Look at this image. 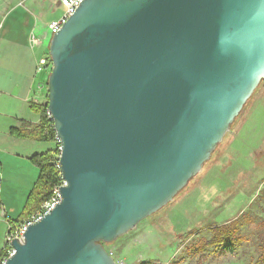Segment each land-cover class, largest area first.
<instances>
[{
  "label": "water",
  "instance_id": "obj_1",
  "mask_svg": "<svg viewBox=\"0 0 264 264\" xmlns=\"http://www.w3.org/2000/svg\"><path fill=\"white\" fill-rule=\"evenodd\" d=\"M48 43L66 186L4 264H115L264 82V0H82Z\"/></svg>",
  "mask_w": 264,
  "mask_h": 264
},
{
  "label": "rangeland",
  "instance_id": "obj_2",
  "mask_svg": "<svg viewBox=\"0 0 264 264\" xmlns=\"http://www.w3.org/2000/svg\"><path fill=\"white\" fill-rule=\"evenodd\" d=\"M49 4L40 3L44 7ZM55 5L51 15L41 12L44 18L56 16L62 9L57 0ZM38 89L40 95L37 98L42 101L46 88L41 85ZM48 144L51 150H56V143L52 141L35 146L32 152ZM29 145L24 144L19 151L23 153ZM24 166L28 168V165ZM2 169L7 170L6 166ZM173 199L116 243L104 245L115 261L123 264H196L204 257L203 264H263L264 82H260L242 107L200 174ZM11 200L13 206L15 199ZM233 222L239 224L240 248L230 253L208 250L203 257L200 252L195 253L194 247L200 248L201 238L211 236L214 228ZM192 231L194 233L189 236ZM1 250L3 252V248ZM3 257L2 253L0 259Z\"/></svg>",
  "mask_w": 264,
  "mask_h": 264
},
{
  "label": "crops",
  "instance_id": "obj_3",
  "mask_svg": "<svg viewBox=\"0 0 264 264\" xmlns=\"http://www.w3.org/2000/svg\"><path fill=\"white\" fill-rule=\"evenodd\" d=\"M55 1L2 0L0 3V250L5 245L8 225L18 221L27 194L36 182L38 171L30 157L52 151L48 144L32 152L35 146L47 143L24 141L11 136L9 131L19 129L21 125H38L40 121L35 107L45 98L38 100V87L46 88L48 75L46 72L37 73L36 64L48 55L47 24L58 18L62 9L56 16L46 18L41 12L51 15L56 7ZM45 2L50 4L40 5ZM32 38H39L41 44L33 46ZM26 143L30 145L21 153L19 147ZM24 165H28L30 171L27 172ZM3 166H6V172ZM12 198L15 199L13 206Z\"/></svg>",
  "mask_w": 264,
  "mask_h": 264
},
{
  "label": "trees",
  "instance_id": "obj_4",
  "mask_svg": "<svg viewBox=\"0 0 264 264\" xmlns=\"http://www.w3.org/2000/svg\"><path fill=\"white\" fill-rule=\"evenodd\" d=\"M47 93L44 102L37 104L35 107L36 114L39 116L40 121L38 125L25 126L21 125L19 129H13L10 135L18 139H23L24 141H32L35 143H51L55 139V132L53 130V123L51 119L47 118ZM57 151L52 150L45 153H40L39 155H33L30 157V162L37 169L38 175L36 182L29 190V194L24 204V208L19 216L18 221L13 224H18L22 219L30 216L33 212L39 210L42 204L51 197L53 190L60 184L59 171L54 167L52 161L56 156ZM211 228V227H209ZM239 224L233 222L229 226H221L214 228L211 231V236L201 238L199 243L200 248H195V253H201L203 257L205 252L208 250H223L228 253L234 252L236 249L240 248L242 245V239L238 235ZM211 230V229H210ZM194 232L189 233L192 236ZM107 251V249H105ZM2 257V252H0V258ZM264 264V253L261 255ZM201 263L203 264V258ZM2 259H0L1 262Z\"/></svg>",
  "mask_w": 264,
  "mask_h": 264
},
{
  "label": "built area",
  "instance_id": "obj_5",
  "mask_svg": "<svg viewBox=\"0 0 264 264\" xmlns=\"http://www.w3.org/2000/svg\"><path fill=\"white\" fill-rule=\"evenodd\" d=\"M82 2V0H58V3L61 5L62 7V13L61 15L58 17L57 20L51 21L47 24L46 27V31L48 33L47 36V40L49 42V39L57 34L59 32V29L62 27V25H64L67 20L70 18V15H72L74 13V11L80 6V3ZM31 44L37 45L39 46L41 44V40L32 38L31 39ZM51 64H50V57L49 55L40 58L36 64V68H37V73H41V72H46L47 75L49 74L51 68H50ZM47 118L51 119V117H49L48 113H47ZM54 142L56 143V156L54 157L52 163L54 165V167H56L58 169V171L60 170L58 167V159H59V142L55 136ZM59 179H60V184L53 190V193L51 195V197L48 199V201L44 202L42 204V206L39 208V210L33 212L32 214H30V216L28 217V219L23 220L21 222H19L18 224H13L10 223L7 227V233L4 239V248H3V258L0 262V264H4L5 261L7 260V258L11 257L13 255V250L11 247V242L12 241H21L23 235L26 233L27 228L30 227V225L37 223L39 221H41L45 215H47L49 212H51L54 207L57 205V203L60 200L59 197V192L58 189L60 187H65V183L63 182V180L61 179L60 176V171H59ZM6 253V256H5ZM110 255L112 256L111 252H109ZM113 258V257H112ZM115 261V260H114ZM115 264H123L121 261H115Z\"/></svg>",
  "mask_w": 264,
  "mask_h": 264
},
{
  "label": "clouds",
  "instance_id": "obj_6",
  "mask_svg": "<svg viewBox=\"0 0 264 264\" xmlns=\"http://www.w3.org/2000/svg\"><path fill=\"white\" fill-rule=\"evenodd\" d=\"M50 73V72H49ZM49 75V74H48ZM46 87H47V85H46ZM45 93H46V89H45Z\"/></svg>",
  "mask_w": 264,
  "mask_h": 264
}]
</instances>
